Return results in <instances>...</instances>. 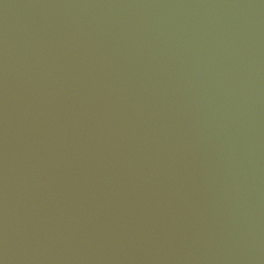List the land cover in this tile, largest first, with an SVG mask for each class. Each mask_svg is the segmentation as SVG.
<instances>
[{
	"label": "water",
	"instance_id": "1",
	"mask_svg": "<svg viewBox=\"0 0 264 264\" xmlns=\"http://www.w3.org/2000/svg\"><path fill=\"white\" fill-rule=\"evenodd\" d=\"M0 264H264V0H0Z\"/></svg>",
	"mask_w": 264,
	"mask_h": 264
}]
</instances>
